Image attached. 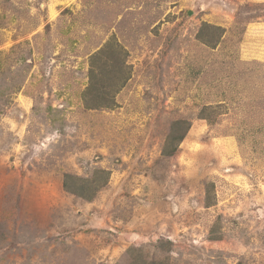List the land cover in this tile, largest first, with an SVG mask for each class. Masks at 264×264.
Here are the masks:
<instances>
[{
    "label": "rangeland",
    "instance_id": "obj_1",
    "mask_svg": "<svg viewBox=\"0 0 264 264\" xmlns=\"http://www.w3.org/2000/svg\"><path fill=\"white\" fill-rule=\"evenodd\" d=\"M110 40L129 79L87 108ZM98 168L92 201L63 188ZM160 237L173 264H264V0H0V264H127Z\"/></svg>",
    "mask_w": 264,
    "mask_h": 264
},
{
    "label": "trees",
    "instance_id": "obj_2",
    "mask_svg": "<svg viewBox=\"0 0 264 264\" xmlns=\"http://www.w3.org/2000/svg\"><path fill=\"white\" fill-rule=\"evenodd\" d=\"M201 37V35H199ZM126 51L110 40L102 49L90 56L88 78L89 83L83 93L85 107L87 108H111L115 103V95L125 85L130 76L129 67L126 64ZM182 122L175 121L166 136L164 154L170 156L178 149V143L184 138L188 127L179 128ZM109 171L103 168L94 169L90 176L82 177L65 173L62 186L70 194L85 201H92L97 193L107 184ZM130 240L136 238L133 232H124ZM173 242L160 237L153 248L161 255L149 257L143 248L130 247L127 250L129 261L127 264H173L171 253ZM235 264H244L241 261Z\"/></svg>",
    "mask_w": 264,
    "mask_h": 264
},
{
    "label": "crops",
    "instance_id": "obj_3",
    "mask_svg": "<svg viewBox=\"0 0 264 264\" xmlns=\"http://www.w3.org/2000/svg\"><path fill=\"white\" fill-rule=\"evenodd\" d=\"M131 223V222H130ZM128 232H133V234H136L137 235V232L132 230V231H128Z\"/></svg>",
    "mask_w": 264,
    "mask_h": 264
}]
</instances>
